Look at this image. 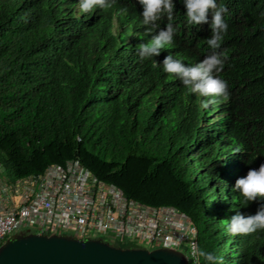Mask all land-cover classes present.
Segmentation results:
<instances>
[{"label": "trees", "instance_id": "16d2710c", "mask_svg": "<svg viewBox=\"0 0 264 264\" xmlns=\"http://www.w3.org/2000/svg\"><path fill=\"white\" fill-rule=\"evenodd\" d=\"M173 2L171 19L145 23L138 0L88 13L79 0H0V161L14 180L78 162L132 202L180 212L197 230V252L264 264V230L226 226L264 208L236 189L264 165V0H217L229 25L215 73L227 100L163 71L170 55L193 67L213 54L211 10L188 24L184 0ZM168 24L173 43L142 58L139 47Z\"/></svg>", "mask_w": 264, "mask_h": 264}, {"label": "built area", "instance_id": "2783aa9c", "mask_svg": "<svg viewBox=\"0 0 264 264\" xmlns=\"http://www.w3.org/2000/svg\"><path fill=\"white\" fill-rule=\"evenodd\" d=\"M0 161V246L22 231L111 238L121 244L187 246L196 243L169 209L130 202L118 189L100 183L78 162L53 166L42 175L14 180Z\"/></svg>", "mask_w": 264, "mask_h": 264}, {"label": "clouds", "instance_id": "9594fccd", "mask_svg": "<svg viewBox=\"0 0 264 264\" xmlns=\"http://www.w3.org/2000/svg\"><path fill=\"white\" fill-rule=\"evenodd\" d=\"M111 3H109V0H79V7L82 12L88 13L91 10H93V8L96 7L97 5H99L100 7H110ZM138 3L143 8L142 16L144 18L145 23L159 20L161 15L164 13H167L168 18L171 19V15L175 7L173 0H138ZM184 6L186 7L187 10L186 11L187 23L194 25L206 23L208 19L209 11L211 10L212 36L210 39L206 40V44L208 48L212 50L213 54L207 55L199 64L193 67L186 66L181 59H173V57L170 55L164 61L163 71L166 73L175 74L177 77H179L183 85L188 87L192 93H199L200 96L202 97H211V98L223 97L225 100H227L229 98V91H228L229 85L226 80L220 78L218 75H215V73L223 70V64H224V59L222 58L223 54L217 50L221 47L223 36L224 34L227 33L229 27V25L224 20V13L226 12V9L220 7L217 3V0H184ZM173 39H174V28L171 24H168L164 30L160 31L159 35L156 36L150 44L140 46L138 51L142 58L147 55H153V56L159 55L161 49H165L166 46H170L173 43ZM211 102L213 101L212 100L208 101V103ZM189 158L191 157L187 155L186 159ZM236 189L239 190L241 196L246 202L251 203L257 200L264 201V165H261L258 169L255 168L251 169L246 177L239 179L236 183ZM119 191L122 192L121 190ZM122 194L124 195L123 192ZM144 207H148V206H144ZM148 208H153V207H148ZM154 209H162V208H154ZM163 209H169L173 214L175 215L177 214L178 217H180V222H179L180 226L177 227L176 232H180L185 228L191 231L193 240L196 243L195 257H192V252L190 248L187 246L165 247V246H155V245L141 244V243L121 244L120 242L114 241L111 238H104V237L88 238V239H102L106 242H109L112 246H115L114 243H118L120 245L119 248H123V249L146 248L149 251H155L157 249H174L184 253L187 259L189 260L190 264H198L199 261L198 255L200 257H203L206 261H217V264H222V259L217 257L212 252H208L204 250H200L199 252H197L198 251L197 230L191 221L186 219L180 212H178L175 209L165 208V207H163ZM226 226H227V231L232 235L250 234L257 232L258 230H264V208H261L255 215H251L247 217L238 214L235 217H233L231 221H227ZM59 236H70V235H59ZM79 240H87V239H79ZM127 245H132V246H127Z\"/></svg>", "mask_w": 264, "mask_h": 264}, {"label": "water", "instance_id": "95a60500", "mask_svg": "<svg viewBox=\"0 0 264 264\" xmlns=\"http://www.w3.org/2000/svg\"><path fill=\"white\" fill-rule=\"evenodd\" d=\"M0 264H190L174 249H123L102 239L22 231L0 246Z\"/></svg>", "mask_w": 264, "mask_h": 264}, {"label": "rangeland", "instance_id": "374dc122", "mask_svg": "<svg viewBox=\"0 0 264 264\" xmlns=\"http://www.w3.org/2000/svg\"><path fill=\"white\" fill-rule=\"evenodd\" d=\"M189 157H192V155L190 154ZM10 174H11L10 171L7 169L6 172H5V176H6V177H10ZM224 228L226 229V227H224ZM134 244H135V243H134ZM134 244H133V245H134ZM127 246H130V245H127ZM136 246H138V245H136Z\"/></svg>", "mask_w": 264, "mask_h": 264}, {"label": "bare ground", "instance_id": "6f19581e", "mask_svg": "<svg viewBox=\"0 0 264 264\" xmlns=\"http://www.w3.org/2000/svg\"><path fill=\"white\" fill-rule=\"evenodd\" d=\"M104 31V30H103ZM155 76V75H154Z\"/></svg>", "mask_w": 264, "mask_h": 264}]
</instances>
